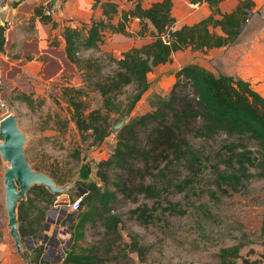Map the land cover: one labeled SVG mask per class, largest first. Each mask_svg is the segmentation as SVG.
<instances>
[{
    "label": "trees",
    "instance_id": "16d2710c",
    "mask_svg": "<svg viewBox=\"0 0 264 264\" xmlns=\"http://www.w3.org/2000/svg\"><path fill=\"white\" fill-rule=\"evenodd\" d=\"M190 2H208L213 12L199 22L176 28L173 0H160L147 8L137 1L130 9L122 11L114 1L95 0L94 7L100 6L104 17L93 19L82 28L68 26L65 29L67 58L79 71H84L85 81L102 94L108 108L115 105L113 96L134 85L136 93L130 98L129 112L147 91L148 74L154 67L171 62L175 53L188 48L205 51L231 45L236 41L238 29L247 20L248 12L244 7L250 9V4L243 2L234 12L216 18L220 0ZM37 12L44 22L50 21L42 10ZM116 17L120 18L115 24L112 20ZM134 19H139L142 24L138 32L141 36H145L149 25L154 27L150 34L153 39L123 52L119 59L110 56L115 62L111 75L102 72L98 59L79 56L82 47L98 49L107 29L131 36L127 29ZM216 28H220L221 33ZM83 29L87 32L85 36ZM5 31L6 26L0 24V51L4 48ZM176 78L169 97L160 99L155 110L133 119L117 132L118 141L110 158L97 165L99 181L78 182L85 195L77 214L69 220L70 246L61 264H104L108 258L101 257L96 246L87 244L89 225L101 222L108 234L119 233L122 218L116 212V206L127 202L136 204L130 210L132 217L145 225L152 223L160 204L141 203L140 197L160 202L162 194L169 193L171 188L183 192L214 160L217 161L213 164L214 185L228 196L240 191L254 177L264 179V97L247 81L215 74L196 64L183 66L176 72ZM84 93L83 88L63 89L74 107L73 118L78 128L82 133L92 130L98 142H102L109 134V128L105 127V120L98 110L84 113L87 110L82 99ZM16 99L29 105L34 101L32 95L23 92ZM222 136L224 139L218 149L205 145V142L217 141ZM179 166L180 170L177 169ZM255 167L260 169L258 173L252 172ZM34 168L41 171L39 166ZM49 175L57 184L66 182L55 172ZM182 175L183 179L175 182ZM30 193L40 196L46 207L56 196L44 185H34ZM34 202L28 197L19 205L22 238L33 236L34 227L43 220H30L32 231L21 224L27 222L24 206ZM166 209L171 213L176 210L172 203H168ZM131 245L133 251L143 250L137 237H133ZM222 259L223 264H236L227 260L225 252Z\"/></svg>",
    "mask_w": 264,
    "mask_h": 264
},
{
    "label": "rangeland",
    "instance_id": "374dc122",
    "mask_svg": "<svg viewBox=\"0 0 264 264\" xmlns=\"http://www.w3.org/2000/svg\"><path fill=\"white\" fill-rule=\"evenodd\" d=\"M135 2L116 0L120 11L130 9ZM64 7L65 0L61 9ZM70 21L74 20H68L70 27L75 24V27L82 28L83 24H90V21ZM112 22L116 24L118 17ZM149 26L145 36L138 34L142 24L137 19L132 20L127 29L131 36L107 29L98 49L82 47L79 56L98 59L102 72L111 75L115 62L110 56L121 58L123 52L136 47L139 39L152 41L150 34L155 29ZM82 31L85 36L86 30ZM56 54L66 63L59 74H55L57 70L54 68L41 72L37 78L22 71L20 65L5 61L0 70V120L14 114L20 128L27 134L25 154L29 163L33 167L39 166L42 172H55L65 178L66 182L58 185L71 184L69 189L56 194L48 207L40 196L29 192L25 201L30 197L35 202L24 206L27 222L21 224L32 231L30 220H43L34 227L33 236L22 238L27 261L17 252L10 234L3 183L4 168L10 163L0 156V264H61L70 246L69 220L75 217L69 213L66 200L85 193L78 182L99 181L97 165L110 158L118 141L117 132L121 128L114 131L113 126L128 115L125 126L155 110L160 99H167L177 80L176 72L184 66L182 61L196 65L202 62L194 53L185 59L174 54L171 62L154 67L148 74L147 91L127 112L130 98L136 93L134 85L113 96L115 105L108 108L102 94L85 81L84 71H79L70 60L71 63L66 61L62 51L58 50ZM206 65L209 69L210 66ZM212 65L235 78L234 66L230 68L215 61ZM66 87L83 88L82 99L87 106L84 113L98 110L105 120L109 134L102 142H98L92 130L82 133L78 128L73 118L74 107L68 102L69 97L63 94ZM21 92L32 95L34 101L31 105L16 99ZM223 139L224 136L217 141L205 142V145L218 149ZM1 142L3 137L0 134ZM212 162L183 192L171 188L169 193L162 194L160 202L140 197L141 203L160 204L152 223L142 224L130 215L135 203L119 204L116 206V212L122 218L119 233L108 234L102 223L97 222L95 226H88L87 244L96 246L100 256L108 258L104 264H223L224 252L227 260L236 264H264V179L254 177L240 191L228 196L214 185L213 164L217 161ZM259 170L255 167L252 172L258 173ZM182 179L183 175L175 182ZM168 203L174 204V213L166 209ZM133 237H137L143 247L141 252L132 250Z\"/></svg>",
    "mask_w": 264,
    "mask_h": 264
},
{
    "label": "crops",
    "instance_id": "0c3cea01",
    "mask_svg": "<svg viewBox=\"0 0 264 264\" xmlns=\"http://www.w3.org/2000/svg\"><path fill=\"white\" fill-rule=\"evenodd\" d=\"M133 1H140L142 6L147 8L160 0ZM243 2L250 4V9L244 7L248 12L247 20L238 29L234 43L205 51H193L189 48L175 54L181 59L192 53L200 56L204 63L201 62V66L208 69V64V70L215 74L231 75L214 67V61L230 68L234 66L235 78L249 82L251 87L264 97V0H220V12L215 17L222 18L223 14L234 12ZM94 4L95 0H65V7L61 9L63 0H0V24L6 26L5 44L0 51V70L5 61L20 65L22 71L37 78L41 72L53 71L54 68L57 70L55 74H59L66 63L56 52L62 51L65 60L70 62L65 52L64 38V31L70 26L68 20L91 22L95 18L102 19V8L94 7ZM51 7H55V12L52 16L47 15L50 21L44 22L37 11L40 9L46 15V10ZM212 12L208 2L193 4L190 0H173L172 13L176 18V28L199 22ZM72 27H75V24ZM215 30L221 33L220 28ZM146 43V40L139 39L135 46L141 47ZM181 63L184 66L190 64L186 60Z\"/></svg>",
    "mask_w": 264,
    "mask_h": 264
},
{
    "label": "water",
    "instance_id": "95a60500",
    "mask_svg": "<svg viewBox=\"0 0 264 264\" xmlns=\"http://www.w3.org/2000/svg\"><path fill=\"white\" fill-rule=\"evenodd\" d=\"M127 118L128 115H125L121 122L113 126V130L122 128ZM0 134L3 137V142L0 143V156L10 163L5 166L3 175L8 225L17 252L26 258L19 230L20 203L27 198L34 185H44L51 193L58 194L69 189L71 184L58 185L49 174L35 169L29 163L25 154L27 134L20 128L14 114L0 120Z\"/></svg>",
    "mask_w": 264,
    "mask_h": 264
},
{
    "label": "built area",
    "instance_id": "2783aa9c",
    "mask_svg": "<svg viewBox=\"0 0 264 264\" xmlns=\"http://www.w3.org/2000/svg\"><path fill=\"white\" fill-rule=\"evenodd\" d=\"M54 12H55V7H51V8L46 10V15L52 16L54 14ZM84 195H85V193H82L77 198H74L73 200L72 199H67L66 200L70 214H73V215L77 214V212H78V210L80 208V204H81V202H82V200L84 198Z\"/></svg>",
    "mask_w": 264,
    "mask_h": 264
}]
</instances>
